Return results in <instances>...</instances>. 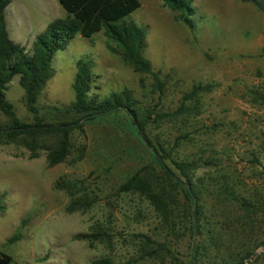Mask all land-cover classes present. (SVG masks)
Returning a JSON list of instances; mask_svg holds the SVG:
<instances>
[{"label": "rangeland", "instance_id": "rangeland-1", "mask_svg": "<svg viewBox=\"0 0 264 264\" xmlns=\"http://www.w3.org/2000/svg\"><path fill=\"white\" fill-rule=\"evenodd\" d=\"M50 1L58 12L45 16L43 27L64 17L56 0ZM137 2L139 7L124 20L145 34L143 56L164 83L160 99L147 77L134 74L106 50L100 31L89 38L76 35L55 53L53 76L36 101L39 114L72 101L77 60L89 63L90 97L127 91L141 109L153 114L173 112L182 97L196 89L193 100L185 103L189 122L179 133L187 138L178 142L175 154L204 162L195 178L230 174L238 180L241 197L256 189L264 199V15L239 0H193V28L188 29L180 14L159 0ZM40 31L32 28L21 35L29 56ZM4 98L18 120L31 122L18 77L7 85ZM117 119L106 117L84 126V138L77 142H83L85 155L75 164L47 166L43 151L32 155L22 146L0 143V252L13 264H97L105 259L113 264H167L139 259L137 236L156 239V219L146 201L116 190L139 167L138 158L148 157L131 134L119 129ZM156 127L148 125L150 139L165 141L170 148L179 134L167 123ZM59 179L83 184L96 196L95 203L66 213L69 197L53 187ZM99 229L107 238L90 237ZM14 235L18 240L8 244ZM196 241L194 235L191 250ZM177 250L185 254V244H177ZM261 250L245 264H264V256L254 263Z\"/></svg>", "mask_w": 264, "mask_h": 264}, {"label": "trees", "instance_id": "trees-1", "mask_svg": "<svg viewBox=\"0 0 264 264\" xmlns=\"http://www.w3.org/2000/svg\"><path fill=\"white\" fill-rule=\"evenodd\" d=\"M159 1L180 14L179 19L188 29L193 28L190 20L193 0ZM240 1L264 15V0ZM56 2L64 17L47 23L35 37L29 56L23 47L8 39L3 19L8 0H0V116L3 118L0 121V143L22 146L32 155L43 151L47 166L66 162L75 164L85 155L83 142H77L84 138V126L106 117L118 118L119 129L131 134L148 157V160L142 155L138 158L139 167L128 173L116 190L117 194L130 193L146 201L156 219V239L137 236L139 259L167 260V264H189L190 260L192 264H245L255 250L262 248L256 263L264 256V199L256 189L247 197H241L238 180L230 174L215 172L214 176L195 178L196 170L205 165L204 162L180 157L174 152L178 142L187 138L179 133L189 122L185 103L193 100L196 89L185 94L173 112L153 114L141 109L127 91L112 93L102 99L90 97L89 63L77 60L71 84L72 101L66 106L45 111V115L39 114L36 101L53 76L54 55L63 51L76 35L89 38L101 31L106 38L105 48L111 55L134 74L147 77L159 99L164 91L159 73L143 56V30L134 22L124 20L139 7L137 0ZM13 77H18L30 123L18 120L4 98V91ZM138 83L142 86L141 78ZM163 123L170 124L179 134L170 148L165 141L151 140L147 131L148 125L158 128ZM261 169L264 173V167ZM53 187L65 191L69 197L64 209L66 213L86 210L96 201V196L81 183L76 185L59 179ZM194 235L197 241L191 250ZM102 236L107 238L100 229L90 235L91 238ZM17 240L18 235H14L7 243L13 244ZM181 242L185 244V254L177 250V244ZM0 264L13 263L10 257L0 252ZM97 264L113 263L105 259Z\"/></svg>", "mask_w": 264, "mask_h": 264}, {"label": "crops", "instance_id": "crops-1", "mask_svg": "<svg viewBox=\"0 0 264 264\" xmlns=\"http://www.w3.org/2000/svg\"><path fill=\"white\" fill-rule=\"evenodd\" d=\"M239 3H241L240 0ZM53 12H58V9L50 0H33L32 2L8 0L3 11L4 27L8 39L23 47L21 35L28 33L29 29L32 28L37 30V27L41 33L45 28L43 27L44 22H46L45 16H50Z\"/></svg>", "mask_w": 264, "mask_h": 264}, {"label": "water", "instance_id": "water-1", "mask_svg": "<svg viewBox=\"0 0 264 264\" xmlns=\"http://www.w3.org/2000/svg\"><path fill=\"white\" fill-rule=\"evenodd\" d=\"M109 113V112H108ZM262 251V250H261Z\"/></svg>", "mask_w": 264, "mask_h": 264}]
</instances>
